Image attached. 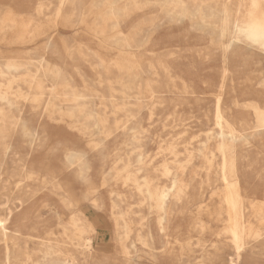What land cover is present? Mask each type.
Wrapping results in <instances>:
<instances>
[{
  "label": "rangeland",
  "instance_id": "1",
  "mask_svg": "<svg viewBox=\"0 0 264 264\" xmlns=\"http://www.w3.org/2000/svg\"><path fill=\"white\" fill-rule=\"evenodd\" d=\"M239 1L263 25L264 0H0V264H228L218 101L238 264L264 252V36L225 59Z\"/></svg>",
  "mask_w": 264,
  "mask_h": 264
},
{
  "label": "bare ground",
  "instance_id": "2",
  "mask_svg": "<svg viewBox=\"0 0 264 264\" xmlns=\"http://www.w3.org/2000/svg\"><path fill=\"white\" fill-rule=\"evenodd\" d=\"M223 2V1H221ZM226 2V1H225ZM236 2V1H235ZM228 3V2H227ZM226 4V3H225ZM243 4L242 1H239V6L237 8V14L236 16L230 20L228 18V11L227 9L224 10V13H225V18L222 20V23H225L227 25H229L232 29V35L229 37L227 43H225V46H224V53H225V59L228 60V52H229V49L230 47L232 46L233 42H235L237 40V38H239V34L241 32H239L241 29L243 32H245V34L248 36V37H251L252 40L254 39V41L260 39L262 36H264V23L263 25H253L252 27L249 25H246L245 28H242L241 26V20L239 19V12H240V9H241V5ZM223 7V6H222ZM232 9V8H231ZM227 27V26H226ZM222 30V29H221ZM224 36V35H223ZM222 44V43H221ZM44 57V56H43ZM223 60V59H222ZM223 66V65H222ZM130 67V66H129ZM222 68V67H221ZM226 69L224 70V73H225ZM225 74L224 76L222 77V80L220 81V85H219V88H220V91H222L225 87V83H226V78H225ZM77 90V89H76ZM81 94V93H80ZM220 101L217 102V105H216V111H215V115H216V118L218 120V122L220 123V125L222 126L223 128V132L225 130V133L223 134H226L228 139H229V142L231 143V145L229 144L228 148H227V153H224V163L222 165V179L227 183V186H228V192H229V195H230V204H231V211H232V223H233V226H232V239H233V244H234V248H235V254L234 255H229L228 256V264H238V261H237V256L238 254L241 253L242 249H243V245H242V236H241V226L239 224V218L241 216V212H240V209H239V206H238V193H239V189L237 190V186H236V183L234 181L235 179V176H236V166H235V159H234V148L232 146V141H233V135H234V132H233V128H232V124L227 120L226 117H224L222 115V112H221V108H220ZM216 103V101H215ZM174 148V147H173ZM161 150V148H159ZM174 150V149H173ZM171 152V151H170ZM165 156V155H164ZM149 157V156H148ZM212 158V156H211ZM204 159V158H203ZM149 160V159H148ZM168 160V159H167ZM202 160V159H201ZM152 161V160H151ZM212 161V160H211ZM207 162V161H206ZM163 163V162H162ZM208 163V162H207ZM151 165V164H149ZM11 166V165H10ZM208 168V167H207ZM207 168L205 170H207ZM42 174V173H41ZM213 175H214V172H213ZM42 176V175H41ZM39 178V177H37ZM42 178V177H41ZM206 180V179H205ZM207 181V180H206ZM208 182V181H207ZM239 184V183H238ZM240 186V185H239ZM149 187V186H147ZM62 188V187H61ZM154 188V187H153ZM227 189V188H226ZM151 192L149 191V194ZM146 194V193H145ZM148 194V193H147ZM149 197V196H148ZM258 198V197H257ZM158 201V200H157ZM150 202V201H149ZM156 204V203H155ZM260 204V203H258ZM157 207V206H156ZM152 210V208H151ZM157 212V211H156ZM155 213V212H154ZM151 214V213H150ZM129 221V220H128ZM132 225V223H130ZM95 225V224H94ZM97 225V224H96ZM128 227V225H127ZM1 228V227H0ZM132 230V229H130ZM159 230V229H158ZM96 231V230H95ZM176 236V235H175ZM170 237V236H169ZM168 237V238H169ZM142 239V238H141ZM180 239V238H178ZM177 240V239H176ZM92 238L91 237H85L83 239V244L84 246H86V248H90L92 247ZM144 244L146 245H149L153 248V244L152 243H149V242H143ZM171 244V243H170ZM174 244V243H173ZM172 245V244H171ZM146 247V246H145ZM148 247V246H147ZM165 248V246H164ZM174 248V247H173ZM152 250V249H151ZM164 251V250H163ZM151 252V251H150ZM158 252V251H157ZM161 253V252H160ZM163 253V252H162ZM169 253V252H168ZM249 254V253H248ZM252 255V254H251ZM160 256V255H159ZM168 256V255H166ZM100 259V258H98ZM97 260V259H96ZM101 260V259H100ZM103 260V259H102ZM101 262V261H100ZM152 262V261H151ZM154 263V262H153ZM102 264V263H100Z\"/></svg>",
  "mask_w": 264,
  "mask_h": 264
},
{
  "label": "crops",
  "instance_id": "3",
  "mask_svg": "<svg viewBox=\"0 0 264 264\" xmlns=\"http://www.w3.org/2000/svg\"><path fill=\"white\" fill-rule=\"evenodd\" d=\"M241 264H264V252L261 251L258 255L246 257Z\"/></svg>",
  "mask_w": 264,
  "mask_h": 264
}]
</instances>
